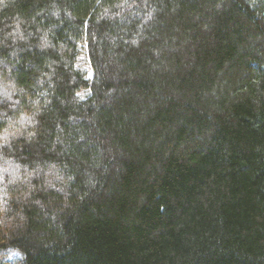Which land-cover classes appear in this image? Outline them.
<instances>
[{
	"label": "trees",
	"instance_id": "1",
	"mask_svg": "<svg viewBox=\"0 0 264 264\" xmlns=\"http://www.w3.org/2000/svg\"><path fill=\"white\" fill-rule=\"evenodd\" d=\"M0 254L264 264V0H0Z\"/></svg>",
	"mask_w": 264,
	"mask_h": 264
},
{
	"label": "rangeland",
	"instance_id": "2",
	"mask_svg": "<svg viewBox=\"0 0 264 264\" xmlns=\"http://www.w3.org/2000/svg\"><path fill=\"white\" fill-rule=\"evenodd\" d=\"M87 57L84 55L83 58H81V61H82V64L84 61H86ZM86 69H88L87 72H89V76H91V69L89 68V65H84ZM18 259V257L16 255H13L11 257H8L7 256V259H6V255H2L0 254V264H14L15 261Z\"/></svg>",
	"mask_w": 264,
	"mask_h": 264
}]
</instances>
